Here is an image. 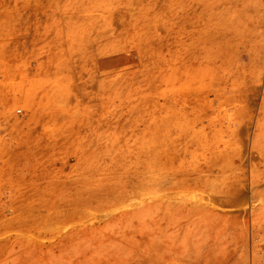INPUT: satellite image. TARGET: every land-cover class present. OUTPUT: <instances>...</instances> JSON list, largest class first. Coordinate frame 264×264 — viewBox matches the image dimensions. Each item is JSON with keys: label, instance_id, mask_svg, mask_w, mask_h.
Listing matches in <instances>:
<instances>
[{"label": "rangeland", "instance_id": "rangeland-1", "mask_svg": "<svg viewBox=\"0 0 264 264\" xmlns=\"http://www.w3.org/2000/svg\"><path fill=\"white\" fill-rule=\"evenodd\" d=\"M263 262L264 0H0V264Z\"/></svg>", "mask_w": 264, "mask_h": 264}, {"label": "bare ground", "instance_id": "bare-ground-1", "mask_svg": "<svg viewBox=\"0 0 264 264\" xmlns=\"http://www.w3.org/2000/svg\"><path fill=\"white\" fill-rule=\"evenodd\" d=\"M120 3H121V2H120ZM124 20H125V19H124ZM123 22H124V21H123ZM110 26H111V25H110ZM107 28H108V27H107ZM114 29H115V28H114ZM112 30H113V29H112ZM167 65H168V64H167ZM125 67H126V66H125ZM170 67H171V66H170ZM166 68H167V67H166ZM166 68H165V69H166ZM88 83H89V82H88ZM97 86L99 87L100 85L97 84ZM98 87H97V93H98V91H99V93H101L102 96H103L104 91L101 90V91H102V92H101V91H100V88L98 89ZM100 87H101V89H103V88H102V85H101ZM103 87H104V86H103ZM80 89H81V88H80ZM105 89H106V88H105ZM84 90H85V88H84L83 90H81V91H82V93H81V97L79 96V95H80L79 93H78L79 95H78L77 93H75V95H77V99H78V96H79L80 98H83V96L88 98V94H89V92H90V91H89L90 89L88 90V88H87V90L89 91L88 94L85 93ZM93 90H94V89H92V92H93ZM105 91H106V90H105ZM75 92H78V90H76ZM49 93H50V92H49ZM95 93H96V92H95ZM99 93H98V94H99ZM105 93H106V92H105ZM98 94H97V95H98ZM100 97H101V96H100ZM50 98H51V97H50ZM50 98H49V99H50ZM192 98H193V97H192ZM63 99H64V98H63ZM88 99H89L90 101H92V100H94V97L89 95V98H88ZM65 100H68L67 102L70 103L71 100H72V98H67V99H65ZM52 101H53V100H52ZM75 101H76V100H75ZM62 102H63V101H62ZM55 104H56V103H55ZM55 104H54V105H55ZM77 104H79V102H77ZM52 106H53V105H52ZM84 122H85V121H84ZM85 123H86V122H85ZM88 123H89V122H88ZM89 125H90V124H89ZM88 127L91 129L92 126L90 125V126H88ZM89 128H88V129H89ZM237 130H238V129H237ZM217 158H218V157H217ZM26 199H27V198H26Z\"/></svg>", "mask_w": 264, "mask_h": 264}, {"label": "built area", "instance_id": "built-area-1", "mask_svg": "<svg viewBox=\"0 0 264 264\" xmlns=\"http://www.w3.org/2000/svg\"><path fill=\"white\" fill-rule=\"evenodd\" d=\"M258 264H264V262L263 263H258Z\"/></svg>", "mask_w": 264, "mask_h": 264}]
</instances>
